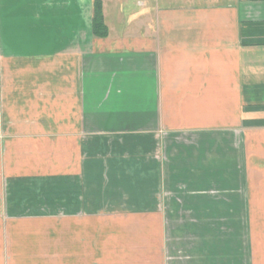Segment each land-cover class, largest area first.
I'll use <instances>...</instances> for the list:
<instances>
[{
  "label": "crops",
  "instance_id": "crops-1",
  "mask_svg": "<svg viewBox=\"0 0 264 264\" xmlns=\"http://www.w3.org/2000/svg\"><path fill=\"white\" fill-rule=\"evenodd\" d=\"M94 1L0 0V264H264V0Z\"/></svg>",
  "mask_w": 264,
  "mask_h": 264
},
{
  "label": "trees",
  "instance_id": "trees-1",
  "mask_svg": "<svg viewBox=\"0 0 264 264\" xmlns=\"http://www.w3.org/2000/svg\"><path fill=\"white\" fill-rule=\"evenodd\" d=\"M91 31L95 37L104 38L107 36V27L103 19L102 3L100 0L93 2Z\"/></svg>",
  "mask_w": 264,
  "mask_h": 264
},
{
  "label": "rangeland",
  "instance_id": "rangeland-1",
  "mask_svg": "<svg viewBox=\"0 0 264 264\" xmlns=\"http://www.w3.org/2000/svg\"><path fill=\"white\" fill-rule=\"evenodd\" d=\"M238 178H240V179H241L242 177H238Z\"/></svg>",
  "mask_w": 264,
  "mask_h": 264
}]
</instances>
